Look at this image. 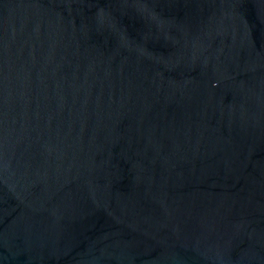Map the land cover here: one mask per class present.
<instances>
[{
  "label": "water",
  "instance_id": "obj_1",
  "mask_svg": "<svg viewBox=\"0 0 264 264\" xmlns=\"http://www.w3.org/2000/svg\"><path fill=\"white\" fill-rule=\"evenodd\" d=\"M0 264H264V0H0Z\"/></svg>",
  "mask_w": 264,
  "mask_h": 264
}]
</instances>
